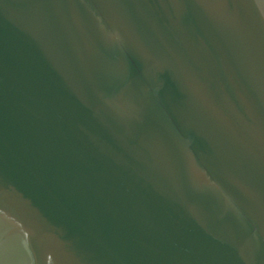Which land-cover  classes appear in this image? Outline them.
Returning a JSON list of instances; mask_svg holds the SVG:
<instances>
[{
	"label": "water",
	"instance_id": "water-1",
	"mask_svg": "<svg viewBox=\"0 0 264 264\" xmlns=\"http://www.w3.org/2000/svg\"><path fill=\"white\" fill-rule=\"evenodd\" d=\"M0 264H264V0H0Z\"/></svg>",
	"mask_w": 264,
	"mask_h": 264
}]
</instances>
